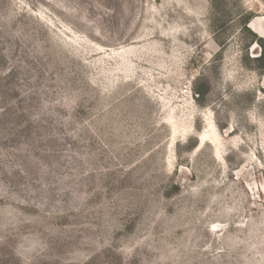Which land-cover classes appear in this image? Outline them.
<instances>
[{
	"label": "rangeland",
	"instance_id": "374dc122",
	"mask_svg": "<svg viewBox=\"0 0 264 264\" xmlns=\"http://www.w3.org/2000/svg\"><path fill=\"white\" fill-rule=\"evenodd\" d=\"M262 54L264 0H0V264H264Z\"/></svg>",
	"mask_w": 264,
	"mask_h": 264
},
{
	"label": "bare ground",
	"instance_id": "6f19581e",
	"mask_svg": "<svg viewBox=\"0 0 264 264\" xmlns=\"http://www.w3.org/2000/svg\"><path fill=\"white\" fill-rule=\"evenodd\" d=\"M252 28H254V30H256V31L258 30V28L256 27V22H253L252 23ZM260 35L262 36L263 34L261 33Z\"/></svg>",
	"mask_w": 264,
	"mask_h": 264
},
{
	"label": "trees",
	"instance_id": "16d2710c",
	"mask_svg": "<svg viewBox=\"0 0 264 264\" xmlns=\"http://www.w3.org/2000/svg\"><path fill=\"white\" fill-rule=\"evenodd\" d=\"M264 59V55L262 54L259 58V61L263 60Z\"/></svg>",
	"mask_w": 264,
	"mask_h": 264
}]
</instances>
